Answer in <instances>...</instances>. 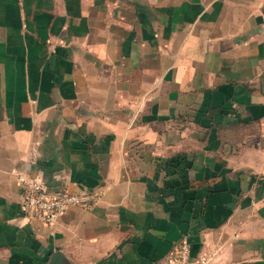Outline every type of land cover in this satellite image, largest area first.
<instances>
[{
  "label": "crops",
  "instance_id": "crops-1",
  "mask_svg": "<svg viewBox=\"0 0 264 264\" xmlns=\"http://www.w3.org/2000/svg\"><path fill=\"white\" fill-rule=\"evenodd\" d=\"M20 172L99 199L41 224ZM181 237L264 264V0H0V264H165Z\"/></svg>",
  "mask_w": 264,
  "mask_h": 264
},
{
  "label": "built area",
  "instance_id": "built-area-1",
  "mask_svg": "<svg viewBox=\"0 0 264 264\" xmlns=\"http://www.w3.org/2000/svg\"><path fill=\"white\" fill-rule=\"evenodd\" d=\"M16 181L20 190L22 212L44 225L52 224L69 207L88 209L99 199L96 191L74 193L62 188L49 192L26 172L16 174ZM213 255L214 252H209L191 257L189 244L185 237H181L172 251L171 258L165 264H208Z\"/></svg>",
  "mask_w": 264,
  "mask_h": 264
},
{
  "label": "water",
  "instance_id": "water-1",
  "mask_svg": "<svg viewBox=\"0 0 264 264\" xmlns=\"http://www.w3.org/2000/svg\"><path fill=\"white\" fill-rule=\"evenodd\" d=\"M58 259H59V254H58V253H54V254L52 255L51 262H55V261H57Z\"/></svg>",
  "mask_w": 264,
  "mask_h": 264
}]
</instances>
